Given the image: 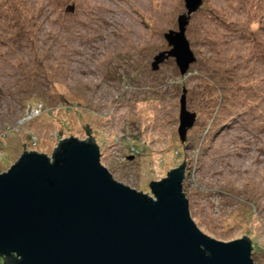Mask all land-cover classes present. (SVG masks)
Listing matches in <instances>:
<instances>
[{"label": "rangeland", "instance_id": "374dc122", "mask_svg": "<svg viewBox=\"0 0 264 264\" xmlns=\"http://www.w3.org/2000/svg\"><path fill=\"white\" fill-rule=\"evenodd\" d=\"M181 14L185 0H0V172L90 134L114 179L154 197L183 162L197 227L246 236L264 264V0H202L185 29L195 60L153 69ZM183 87L196 117L181 141Z\"/></svg>", "mask_w": 264, "mask_h": 264}, {"label": "water", "instance_id": "95a60500", "mask_svg": "<svg viewBox=\"0 0 264 264\" xmlns=\"http://www.w3.org/2000/svg\"><path fill=\"white\" fill-rule=\"evenodd\" d=\"M202 0H185L178 31L164 34L181 75L195 60L185 36ZM73 9V7H71ZM181 141L196 114L180 95ZM94 138L61 140L52 160L24 151L0 172V264H255L246 236L228 241L202 232L182 191L183 162L160 180L154 197L114 179L100 163Z\"/></svg>", "mask_w": 264, "mask_h": 264}, {"label": "trees", "instance_id": "16d2710c", "mask_svg": "<svg viewBox=\"0 0 264 264\" xmlns=\"http://www.w3.org/2000/svg\"><path fill=\"white\" fill-rule=\"evenodd\" d=\"M65 138H68V137H65ZM64 138V139H65ZM60 141H61V139H60ZM58 146V145H57ZM57 146H56V148H57ZM19 158V157H18ZM181 164V163H180ZM179 164V165H180ZM184 175H185V171H183V177H184ZM183 179V178H182ZM183 191V190H182ZM0 262H3V255H0Z\"/></svg>", "mask_w": 264, "mask_h": 264}]
</instances>
